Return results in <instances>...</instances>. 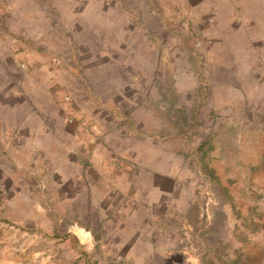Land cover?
Masks as SVG:
<instances>
[{
	"label": "rangeland",
	"instance_id": "rangeland-1",
	"mask_svg": "<svg viewBox=\"0 0 264 264\" xmlns=\"http://www.w3.org/2000/svg\"><path fill=\"white\" fill-rule=\"evenodd\" d=\"M245 2L215 18L182 0H0V264H264V0ZM77 98L175 165L152 221L56 202L49 163L3 150L39 107L50 128L91 131Z\"/></svg>",
	"mask_w": 264,
	"mask_h": 264
},
{
	"label": "crops",
	"instance_id": "crops-1",
	"mask_svg": "<svg viewBox=\"0 0 264 264\" xmlns=\"http://www.w3.org/2000/svg\"><path fill=\"white\" fill-rule=\"evenodd\" d=\"M245 1L182 0L187 9L186 16L189 17L216 15L221 8L230 9L236 3L245 6ZM215 18L212 20L215 21ZM84 103L77 98L71 114L84 116L88 113L96 122L91 131L82 134L83 126L79 122L65 129L61 124L50 128L39 107L40 112L32 113L34 118L38 116L39 125L19 145L3 143V150L12 152L15 159L19 158L17 153L30 151L32 162L44 159L45 163H49L53 173L49 182L54 184L52 198L56 202L70 198L74 204L87 198L88 204L101 209L111 223L133 221L143 210H146L147 220L152 221L153 216H157L155 210L161 205L162 198L173 192V184L179 174L175 165H168L169 168L164 170L160 168L157 157L145 161L140 156L141 146L134 147L127 144L125 139L114 138L111 127L98 120L102 116L91 109L85 111ZM122 130L117 127L116 133ZM45 134L51 135L48 146H45ZM39 151H42V157ZM166 180L171 181L170 188L163 185ZM69 182L75 186L74 193L64 197L62 188Z\"/></svg>",
	"mask_w": 264,
	"mask_h": 264
},
{
	"label": "clouds",
	"instance_id": "clouds-1",
	"mask_svg": "<svg viewBox=\"0 0 264 264\" xmlns=\"http://www.w3.org/2000/svg\"><path fill=\"white\" fill-rule=\"evenodd\" d=\"M193 264H195V262H193Z\"/></svg>",
	"mask_w": 264,
	"mask_h": 264
}]
</instances>
